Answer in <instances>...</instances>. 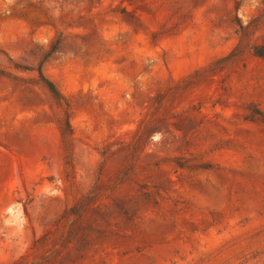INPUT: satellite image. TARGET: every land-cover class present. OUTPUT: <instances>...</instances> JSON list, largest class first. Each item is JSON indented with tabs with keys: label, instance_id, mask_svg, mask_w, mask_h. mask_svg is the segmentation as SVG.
I'll list each match as a JSON object with an SVG mask.
<instances>
[{
	"label": "rangeland",
	"instance_id": "374dc122",
	"mask_svg": "<svg viewBox=\"0 0 264 264\" xmlns=\"http://www.w3.org/2000/svg\"><path fill=\"white\" fill-rule=\"evenodd\" d=\"M0 264H264V0H0Z\"/></svg>",
	"mask_w": 264,
	"mask_h": 264
},
{
	"label": "trees",
	"instance_id": "16d2710c",
	"mask_svg": "<svg viewBox=\"0 0 264 264\" xmlns=\"http://www.w3.org/2000/svg\"><path fill=\"white\" fill-rule=\"evenodd\" d=\"M255 52L257 55L260 56L263 53V49H260V48L256 49ZM17 68H23L24 69V67H17ZM36 72H37L39 82L48 91V93L50 94V96L53 99V101L55 102V104L58 105L59 107H64L65 118H64L63 127L61 128V134L63 136L67 135V134H71L70 124H69V121L67 119L68 104L66 103L63 96L60 94L56 85L43 74L42 68L40 66L37 67Z\"/></svg>",
	"mask_w": 264,
	"mask_h": 264
}]
</instances>
